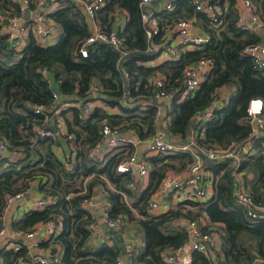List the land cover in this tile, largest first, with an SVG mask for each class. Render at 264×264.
Wrapping results in <instances>:
<instances>
[{"label":"trees","instance_id":"1","mask_svg":"<svg viewBox=\"0 0 264 264\" xmlns=\"http://www.w3.org/2000/svg\"><path fill=\"white\" fill-rule=\"evenodd\" d=\"M54 1L58 8L46 16L60 26L58 40L41 46L29 34L22 50L16 51L2 26L11 10L20 14V7L0 0V137L12 153L0 164V215L6 197L28 190L32 182H37L42 197L55 199L51 205L26 211L11 222V229L28 233L39 223L54 221L58 229L50 242L60 247L62 264H117L123 250L121 233L133 228L142 241L141 246H135L134 264H172L165 259L166 253L187 245V232L177 222L185 218L195 221L203 233L214 231L220 238L218 250H193L191 264L263 263L264 219L248 217L236 201L228 161L204 160L213 180L211 200H183L156 214L150 212L149 204L162 179L168 172H183L193 161L191 153L147 156L148 183L137 194L128 188L130 172L116 170L122 159L134 153L132 142L111 149L106 159H93L89 151L101 141L105 124L112 131L136 136L140 142L155 133L156 108L149 83L157 75L163 76L169 94L168 120L163 129L171 141L185 143L193 138L198 151L246 142L253 133L247 119L248 102L252 98L264 102V68L257 69L242 50L248 44L263 42L264 32L243 31L236 26V0H209L220 8L219 28L195 9L192 0H175L173 10L156 13L160 32L152 37V44L160 45L167 28L180 19H193L208 41L201 47L181 49L177 58L154 64L160 52L147 50L150 42L141 20V0H105L96 14L97 23L103 31L115 30L127 53L122 55V50L107 43H94L88 47L87 57H81L78 48L91 33L85 16L72 0ZM251 1L264 26V0ZM34 8L35 0H31L29 9L34 12ZM120 17L123 23L116 25ZM202 58L211 59L213 68L193 95L180 100L185 67ZM94 83L98 90L93 98L89 90ZM222 89L229 90L228 99L212 111L209 120L198 119ZM52 90L58 93L57 100ZM124 92L134 100L120 104ZM89 98L116 106L119 112L110 113L97 106L88 114L76 106L62 109L60 116L71 139L61 137L70 142L73 157L57 156L54 148L59 139L36 137L35 128H47L54 109L62 102L78 103ZM141 98L152 104L137 103ZM39 106L44 109L35 112ZM262 115L263 127L253 139L254 150L243 156L238 169L246 192L256 204H264V108ZM98 195L106 203L109 216L123 222L121 230L110 232L112 244H93L90 240L89 225L98 218L83 202ZM0 258V264H18L19 258L26 259V253L24 248L7 249L0 251Z\"/></svg>","mask_w":264,"mask_h":264},{"label":"built area","instance_id":"2","mask_svg":"<svg viewBox=\"0 0 264 264\" xmlns=\"http://www.w3.org/2000/svg\"><path fill=\"white\" fill-rule=\"evenodd\" d=\"M11 4L18 5L20 7V14L10 11V15L4 20L5 23L2 26V32L8 35V39L11 45L16 51H21L24 47L29 34H32L36 42L41 46H48L54 44L59 35L55 31V21L48 20L46 13L43 12L48 0H35L34 12L29 7L31 0H7ZM74 4L78 5L83 12L85 19L88 23L91 31L86 40L79 46L78 52L81 57H87L88 47L94 43H107L114 49L122 50V55H126L127 50L124 48L123 40L118 37L116 31H103L100 29L97 20V12L104 6L105 0H72ZM175 0H141V20L144 26L147 40L150 42L148 51H159L160 54L165 55L167 58H177L180 54V50L184 48L193 49L201 47L208 41L206 33L194 23L193 19H180L173 25L167 28L161 44H152L151 39L155 35L159 34L160 27L156 17V13L162 11H171L174 8ZM195 5V9L206 15V17L212 21L216 28L220 27V8L215 3H211L209 0H192ZM236 7L238 10V19L236 26L243 30L248 31L251 29H257L264 32V26L259 17L256 14L255 7L251 0H236ZM25 9L29 10V16L24 18ZM40 12V13H39ZM246 16L247 20H244ZM119 20V18H117ZM57 24V23H56ZM58 25V24H57ZM255 25V26H253ZM242 53L251 57L254 66L257 69L264 68V41L258 43H251L246 45ZM213 68V61L209 58H202L197 62L185 67L182 76V90L180 92V100L185 99L188 96L194 94L198 89L205 76ZM42 73L47 76L48 73L45 69ZM127 75L125 74V77ZM150 86L153 92V105L156 108L157 129L155 133L145 141L144 155L138 156L135 152L122 159L116 170L119 173L130 172L132 175L131 181L128 183V188L135 190L138 188L137 183L146 180L148 177V166L146 157L156 154H168L174 151L189 152L192 154L193 161L187 166V168L181 173L168 172L162 179L157 192L154 194L149 207L151 213H162L169 209L171 206H167L163 203L167 198H170L174 202L173 206L183 200H196L199 202H207L214 196L213 180L210 172L205 167L204 160H210L215 162L228 161L231 166L233 179L235 182L234 195L236 201L244 207L245 213L252 219H264V204H256L253 199L246 192L243 182V175L238 170L240 162L244 155L252 153L254 150V138L258 137L259 128L263 127V122L259 119V115H262L264 108V102L261 98H252L248 102L247 106V119L252 124L253 128L251 137L242 144H231L226 148H213V149H200L198 151L194 145V139L185 143H177L171 141L167 137V133L163 129L168 118L167 112V100L169 94L164 87V78L162 75H157L150 80ZM126 86V81H123L122 87ZM98 90V84L94 83L90 87L91 97H95ZM52 97L54 100L58 99V93L52 90ZM86 99L84 102H62L53 111L52 125L56 127V131L51 129L38 127L35 128L36 137H48L56 140L61 135H67L66 127L63 118L60 116V111L64 108L76 106L81 109L84 114H88L94 108L95 100ZM132 99L126 92H124L121 98L118 100L120 104L132 102ZM137 103L152 104L144 100L143 98L137 99ZM221 103L214 100L212 106L208 108L202 116L198 119L209 120L212 116V111L219 107ZM44 107L39 106L35 109V112H40ZM49 118H46V121ZM50 124V125H51ZM196 133V132H195ZM102 139L89 151V155L93 159H104L106 151H110L113 148L124 146L127 143H133L134 145L139 142H133V135L120 133L118 130H111L107 124H105L101 130ZM68 139H71L70 135H67ZM7 148V141L0 137V164L3 158V153ZM106 152V153H108ZM69 168L70 164H66ZM29 194V189L17 194L15 196H7L6 203L3 211L0 215V251L12 249L18 251L22 248L26 249L25 242L11 243L4 240L3 237L9 230V226L6 221V215L9 207L14 200L25 197ZM100 199V195L92 196L89 199H85L84 206L91 211L95 205L93 201ZM55 203V199L52 197H41L34 200L31 203L30 209L43 208L47 205ZM100 203V202H99ZM172 206V207H173ZM29 209V210H30ZM92 212V211H91ZM92 214H94L92 212ZM101 223H105L108 227V232H105L101 227ZM45 235H38L39 231L36 227L28 233L15 232L19 237L25 239L37 238L35 246H39L40 243L51 240L56 234L58 226L54 221L45 222ZM184 230L187 232L188 241L185 247H179L174 250H170L166 253L165 259L172 264H191L192 257L191 252L193 250L205 251L207 248H213L218 250L220 247V238L216 232L203 233L195 221L189 219H181L178 222ZM122 225L121 218H111L108 214L107 205L103 201V206L99 214L98 220L92 222L89 225L90 240L93 244L105 241L108 244H112L113 237L110 234L112 231H118ZM135 253L134 244L127 240L123 242L122 255L117 256V264L124 263V257H127L125 264H134L133 256ZM1 261V258H0ZM20 264H62L59 251L50 250L44 254H26V259L19 258ZM264 264V262H260Z\"/></svg>","mask_w":264,"mask_h":264},{"label":"crops","instance_id":"3","mask_svg":"<svg viewBox=\"0 0 264 264\" xmlns=\"http://www.w3.org/2000/svg\"><path fill=\"white\" fill-rule=\"evenodd\" d=\"M57 4L58 3L55 2L54 0H50L47 2L45 7L41 10H43V12L46 14L51 13L58 8ZM47 19L50 20V18H48V17H47ZM244 20L245 21L247 20L246 16H244ZM122 23H123V18L120 17L119 20H117L116 25H121ZM55 31H56L57 35L60 36V32H61L60 26L57 25L56 23H55ZM166 58L167 57L165 55L160 54L159 57H157L155 59L154 64H159L162 60H164ZM228 95H229V90L222 89L220 91V94H219L217 101L219 103H222V101H226L228 99ZM95 106L102 107L110 113L119 112L118 107L106 106L105 104L102 103V101L97 100V99L95 100L94 107ZM51 123H52V120L50 121V124ZM58 141H59V144L54 148L56 155L61 157V158H65V159L69 158L70 156L73 157L72 146H71L70 142H68L67 139L64 137H59ZM145 144H146L145 141L137 142L134 145L135 154H137L138 156L144 155ZM106 152H108V151H106ZM106 152H104L105 153L104 159H106L108 157L107 156L108 154ZM10 155H12V153ZM147 183H148V177L146 180L138 182L137 183L138 188L133 190V191H135L137 194H139L146 187ZM41 197H42V195L38 190L37 182H32L30 187H29V194L23 198L14 200V202L9 207L7 215H6V221H7V224L9 226V230L7 231V233L5 234L3 239L4 240L6 239L7 242H11V243H19V242L24 241L25 246L28 249V251L26 253V249L24 248V253L27 254V258H28V254H32V255L44 254L50 250H57V251L61 252L60 247L58 245L51 243L50 240H48L46 242L47 244L43 245V243L42 244L40 243L39 246L38 245L35 246L34 244L36 243V240H37L36 237L37 236L33 239H25V238L17 236L15 234V232L11 229V222L13 220L19 219L26 211H28L30 209L31 203L34 200L39 199ZM163 203H165L168 207L171 205L173 206V204H174V202L172 200H170V198H167ZM102 206H103V201L100 199V203L95 204L91 209V211L97 216V218L99 217ZM172 206L169 208H172ZM173 207H175V205ZM122 226H123V222H122V225H121L119 230L122 229ZM36 230L39 231L38 235H45V233H44L45 232L44 231L45 230V224L44 223L37 224ZM121 238H122V242L129 240L134 244V246H141L142 245V241L140 240L139 235L137 234V232L133 228H131V229L128 228L123 233H121ZM18 264H20V262H18Z\"/></svg>","mask_w":264,"mask_h":264},{"label":"water","instance_id":"4","mask_svg":"<svg viewBox=\"0 0 264 264\" xmlns=\"http://www.w3.org/2000/svg\"><path fill=\"white\" fill-rule=\"evenodd\" d=\"M28 16H29V10L28 9H25L24 18H27ZM253 26H255V25H253ZM258 118L262 120L263 119V115H259ZM48 128L51 129V130H53V131H56V127L54 125H52V124L49 125ZM137 141H138L137 137L136 136H133V142H137ZM10 154H11V152L9 151L8 148H6L5 151H4V153H3V157L4 158L5 157H8ZM99 202H100V199H97V200L93 201L94 204H98ZM101 227L103 228V230L105 232H108L109 231L108 230V227H107V225L105 223H101ZM126 262H127V257L125 256L124 257V263H126Z\"/></svg>","mask_w":264,"mask_h":264},{"label":"rangeland","instance_id":"5","mask_svg":"<svg viewBox=\"0 0 264 264\" xmlns=\"http://www.w3.org/2000/svg\"><path fill=\"white\" fill-rule=\"evenodd\" d=\"M181 219H183V218H181ZM181 219H179L177 222H179Z\"/></svg>","mask_w":264,"mask_h":264}]
</instances>
